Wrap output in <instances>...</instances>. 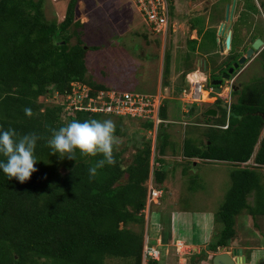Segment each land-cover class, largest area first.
Returning a JSON list of instances; mask_svg holds the SVG:
<instances>
[{
  "label": "trees",
  "instance_id": "16d2710c",
  "mask_svg": "<svg viewBox=\"0 0 264 264\" xmlns=\"http://www.w3.org/2000/svg\"><path fill=\"white\" fill-rule=\"evenodd\" d=\"M77 2L70 0L65 19L58 24L45 19L40 1L0 0V126L11 127L19 135L35 132L43 137L35 153L40 160L38 171L28 181L8 179L0 171V264H107L112 258L131 264L147 261L146 182L152 176L154 186L162 189L167 179L168 168L162 157L168 138L163 125L166 107L160 111L163 126L157 132L154 157L152 141L147 139L131 163L124 166L115 142V166L98 169L93 179H89L88 169L101 157L83 156L77 151L76 160L64 158L69 161L68 171L59 173L56 161L61 158L47 145L51 130L72 120H103V113L66 110L72 81L87 82L92 90L115 88L87 77V51L81 38L69 44L71 36L65 32L74 23ZM238 57L234 56L227 68ZM165 67L170 71L169 54ZM262 82L242 91L235 89L239 97L232 99L230 110L222 99L209 103L219 113L214 120L228 121V127H209L205 145L191 138L184 143L183 156L188 160L236 165L231 171L232 186L218 212L223 227L209 244V252L236 242V216L241 212L264 215V137L259 141L264 128ZM186 87L188 83L181 92ZM55 92L58 103L39 100L41 96L56 98ZM25 108L32 110L31 116L25 114ZM147 122V127L153 128L154 122ZM115 135H121L119 125ZM251 159L253 167L240 166ZM188 165L193 168V161ZM164 254L161 252L159 259L148 257V264H164ZM209 257L213 264L214 255L204 254V258ZM253 258L249 252L247 259Z\"/></svg>",
  "mask_w": 264,
  "mask_h": 264
},
{
  "label": "rangeland",
  "instance_id": "374dc122",
  "mask_svg": "<svg viewBox=\"0 0 264 264\" xmlns=\"http://www.w3.org/2000/svg\"><path fill=\"white\" fill-rule=\"evenodd\" d=\"M35 1L42 3L45 19L49 23L58 24L65 19L70 2ZM234 3L238 4L239 17L231 27L233 31L230 49L222 53L216 35L218 28L211 25L221 19L224 21L226 6ZM172 9L170 31L156 37L151 33L142 12L133 0H78L74 23L65 33L71 36L70 45L79 38L84 44L87 51V77L109 87L153 95L156 100L161 99V110L163 106L166 107L167 119L162 123L168 138L162 157L165 159L168 175L162 188V198L150 207L149 213H144L145 248L164 251V264H193L195 259H199L196 264H211V258H204V254L209 252V244L217 239L222 230L218 212L232 186L231 171L236 165L226 161H199L196 158L194 159L199 162L196 166L195 162L193 168L188 165L192 159L189 161L183 156L185 140L191 138L196 144L205 145L209 141L208 128H226L228 121L223 124L224 120H214L219 113L215 116L204 113L210 108H216L212 104L185 101L181 88L187 83V75L198 68L196 62H199V58H207L209 86L216 88L211 82L221 76L220 71L227 68V63L236 55H244L254 38L260 37L264 40V0H176ZM197 9L209 10L199 14ZM235 12L236 9L234 15ZM206 27L212 30L204 31ZM167 54L170 55L171 68L168 72L165 71ZM238 69L233 77L236 89L242 91L254 82H264V45ZM193 76L198 78L197 73ZM226 85H229L228 82L224 83ZM87 87L91 89L90 86ZM99 90L94 89L93 92ZM57 95L56 98L41 96L39 100L58 103ZM229 95L230 101L224 95L230 102L224 101L228 110L232 99L237 100L239 93L231 90ZM102 119H111L121 128V135H118L116 143L124 166L131 163L138 148L147 139L152 141L154 157L157 132L163 126L162 123L156 129V125L148 128L147 120L109 114L102 115ZM263 137L264 128L259 141ZM259 145L260 142L256 150ZM68 162L64 158L57 159L56 170L66 173L69 169ZM254 165L253 159L240 164L251 167ZM262 171L264 172V167ZM151 184L154 185L152 176L146 182L148 189ZM250 201L252 202V197ZM235 227V246L250 247L251 249L245 248L247 256L249 252L254 253L253 246L261 249L259 253L255 252L258 256L254 257L253 263L248 259L246 262L264 264V215L254 217L244 210L236 216ZM159 237L163 245L158 243ZM180 239L184 242L177 241ZM187 242L198 244V249L195 251ZM219 249L220 247L217 252H210L209 255H215ZM228 249L234 253L233 247ZM146 260L144 264H148V259ZM107 264L131 263L128 260L112 258Z\"/></svg>",
  "mask_w": 264,
  "mask_h": 264
},
{
  "label": "built area",
  "instance_id": "2783aa9c",
  "mask_svg": "<svg viewBox=\"0 0 264 264\" xmlns=\"http://www.w3.org/2000/svg\"><path fill=\"white\" fill-rule=\"evenodd\" d=\"M142 12L146 23L149 25L151 33L156 37L166 35L170 31L172 2L171 0H133ZM197 73L198 78L193 74ZM192 74V75H191ZM208 74L204 70H195L187 75L189 87L183 89L184 100L190 103L206 102L214 103L222 99L230 103L229 89L224 87L221 92L215 88L207 86ZM87 84L80 81L70 83L71 92L68 94V110H89L95 113H103L120 117H128L138 120H152L156 129L160 118L161 102L160 98L156 100L153 95L145 94L138 91L121 90L117 88L100 89L93 92ZM216 92V93H215ZM229 97V101L225 99ZM229 124V122H228ZM228 124L225 126L228 127ZM163 196V190L150 185L147 197L145 212L149 213L150 207L158 203ZM148 241V238H147ZM146 257L150 256L159 259L161 252L159 249L146 248ZM148 253V254H147ZM145 260L148 259V257ZM146 263V261H145Z\"/></svg>",
  "mask_w": 264,
  "mask_h": 264
},
{
  "label": "clouds",
  "instance_id": "9594fccd",
  "mask_svg": "<svg viewBox=\"0 0 264 264\" xmlns=\"http://www.w3.org/2000/svg\"><path fill=\"white\" fill-rule=\"evenodd\" d=\"M203 70L208 71L206 68ZM24 111L26 115H32L30 108H25ZM115 133L116 125L111 119L72 120L59 128L52 129L47 145L52 154L58 155L61 159L66 157L76 160L77 151L83 156L101 157L88 169L89 179H93L97 176L98 169L104 168L105 165L115 166L116 164L114 144L117 136ZM41 139L43 137L35 132L19 135L11 127L5 129L0 126V157H2L0 171L8 179L16 178L21 183L28 181L32 174L38 171L36 164L40 160L35 153L38 141Z\"/></svg>",
  "mask_w": 264,
  "mask_h": 264
},
{
  "label": "water",
  "instance_id": "95a60500",
  "mask_svg": "<svg viewBox=\"0 0 264 264\" xmlns=\"http://www.w3.org/2000/svg\"><path fill=\"white\" fill-rule=\"evenodd\" d=\"M234 8H235V3H234V6L233 4L227 5L225 20L224 22L220 24L219 29H218V34L221 37L220 45H221V49L223 50L225 48L228 50L231 46V32L232 31L230 27L233 22V12H234L233 9ZM222 38H224V40ZM263 44H264V40L261 38H257L252 44V46L248 48V50L246 51V54L241 55L238 58V60L232 64V66L228 69V71L222 74L221 78L212 80L211 83L214 86H216L217 92H221L224 80H229L231 77V74L241 65L245 64L248 61V59L251 58L256 53V50L260 49ZM205 113L206 115H209V116H215L217 115L218 112L216 109L210 108ZM118 139H119V136H117V140ZM213 264H248V263L246 262L245 256H243L241 252H240V255L239 254L234 255L233 253L225 250V247H221L220 251L216 253L213 257Z\"/></svg>",
  "mask_w": 264,
  "mask_h": 264
},
{
  "label": "crops",
  "instance_id": "0c3cea01",
  "mask_svg": "<svg viewBox=\"0 0 264 264\" xmlns=\"http://www.w3.org/2000/svg\"><path fill=\"white\" fill-rule=\"evenodd\" d=\"M175 1L176 0H174V1H172L171 0V2H172V5L175 3ZM238 3V2H237ZM233 6H234V4H233ZM237 7H238V4L237 5H235V8L233 9V10H235L236 9V12H235V15H233V22H232V25H231V27H233L234 26V24H235V22L238 20V18L237 17H239L238 16V14H237ZM209 9H204L203 11H200L199 9H197V12L199 13V14H201V13H203L204 11L205 12H207ZM234 13V12H233ZM172 14H173V9H172ZM208 22V21H207ZM222 22H224L223 21V19H221V20H219L218 21V23H215V22H213L212 23V25L211 26H215V27H219L220 26V24L222 23ZM228 24H230V23H228ZM210 27V26H209ZM209 27H206L205 29H204V31H211L212 30V28H209ZM230 27V28H231ZM196 30V29H195ZM232 31H233V29H232ZM216 35H217V37H218V39H217V41L220 43V39H221V37L219 36V34H218V30H217V32H216ZM193 37V36H192ZM231 40H232V36H231ZM225 50H227L226 48L223 50L222 49V53H225L224 51ZM196 66L197 67H199L200 69L199 70H203L204 68H207L208 66H207V58H199V62H196ZM202 67V68H201ZM170 70H171V68H170ZM195 70H198V68L197 69H194V71ZM192 75V74H191ZM186 81H187V78H186ZM196 159H198V158H196ZM196 159H192V161H193V164H194V162H195V166H196V163H199L198 162V160H196ZM201 159H199V161H200ZM209 161H211V160H209ZM201 163V162H200ZM167 180V179H166ZM164 184H166V181H165V183ZM164 186V185H163ZM163 190V189H162ZM164 192V191H163ZM164 194V193H163ZM248 239V238H247ZM177 241H180V242H184V241H182L181 239L180 240H177ZM158 243L159 244H162L163 245V242H162V239H161V237H159V239H158ZM187 245H192L193 246V249L196 251L198 248V244H196V243H191V242H187ZM231 247H233L234 248V250H233V254L234 255H240V252H241V254L243 255V256H245V258H246V261H247V255L245 254V248L247 249H251L250 247H248L247 245L246 246H244V245H241L240 246V248H239V246H235V244H233V245H231L229 248H231ZM239 249H238V248ZM237 248V249H236ZM252 248H254V253L252 254V256L253 257H257L258 255H254L255 254V252H258V251H260L261 249H260V247L258 246H253ZM225 249H228V247L226 248L225 247ZM257 249V250H256ZM227 251H229V249L227 250ZM208 253H210V252H208ZM215 253V252H214ZM259 253V252H258ZM253 261H254V258H253V260L251 261L252 263H253ZM251 264V263H250Z\"/></svg>",
  "mask_w": 264,
  "mask_h": 264
},
{
  "label": "flooded vegetation",
  "instance_id": "af4514ba",
  "mask_svg": "<svg viewBox=\"0 0 264 264\" xmlns=\"http://www.w3.org/2000/svg\"><path fill=\"white\" fill-rule=\"evenodd\" d=\"M226 8H227V6H226ZM218 29H219V27H218ZM257 38H260V37H256V38H254L253 40H252V42H251V45H250V47L252 46V44L254 43V41L257 39ZM262 39V38H261ZM264 45V44H263ZM249 47V48H250ZM262 47V46H261ZM248 50V48L246 49V51ZM259 50V49H258ZM245 51V52H246ZM257 51V50H256ZM244 52V53H245ZM246 54V53H245ZM240 57V56H239ZM238 57V58H239ZM238 58H237V60H238ZM249 60V59H248ZM233 63H234V61H233ZM232 63V64H233ZM247 63V62H246ZM244 65V64H243ZM241 67V66H240ZM230 68V67H229ZM229 68H227L226 70H221L220 71V75L222 76V74L224 73V72H226V71H228V69ZM238 68L231 74V77H230V79L229 80H224V83L225 82H228V84L229 85H226V86H224V83H223V85H222V87H230V89H229V92L231 91V90H235L236 89V85H235V78H233L234 76H235V74H237V72H238ZM221 76L219 77V78H221ZM208 78L210 79V76H209V74H208ZM221 248V247H220ZM226 250V249H225ZM219 251H220V249H219Z\"/></svg>",
  "mask_w": 264,
  "mask_h": 264
},
{
  "label": "bare ground",
  "instance_id": "6f19581e",
  "mask_svg": "<svg viewBox=\"0 0 264 264\" xmlns=\"http://www.w3.org/2000/svg\"><path fill=\"white\" fill-rule=\"evenodd\" d=\"M235 11V10H234ZM233 15H234V13H233ZM234 20V19H233ZM263 46V45H262Z\"/></svg>",
  "mask_w": 264,
  "mask_h": 264
}]
</instances>
